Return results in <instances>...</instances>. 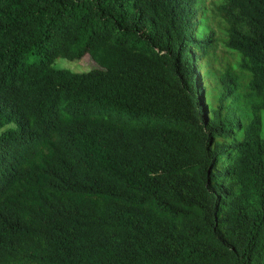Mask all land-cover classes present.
Returning a JSON list of instances; mask_svg holds the SVG:
<instances>
[{"label": "trees", "instance_id": "1", "mask_svg": "<svg viewBox=\"0 0 264 264\" xmlns=\"http://www.w3.org/2000/svg\"><path fill=\"white\" fill-rule=\"evenodd\" d=\"M262 110L264 0H0V264H264Z\"/></svg>", "mask_w": 264, "mask_h": 264}, {"label": "rangeland", "instance_id": "2", "mask_svg": "<svg viewBox=\"0 0 264 264\" xmlns=\"http://www.w3.org/2000/svg\"><path fill=\"white\" fill-rule=\"evenodd\" d=\"M74 60H69L63 57H58L54 60L55 67H63L68 68L72 71H84L89 68H93L96 64L92 61L88 54H85L82 58H80L77 62H73ZM261 128H260V136L264 138V110L261 111Z\"/></svg>", "mask_w": 264, "mask_h": 264}]
</instances>
